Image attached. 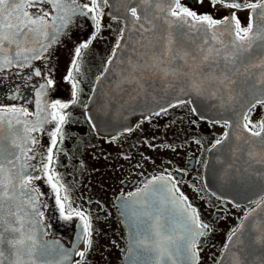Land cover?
Segmentation results:
<instances>
[{
  "label": "snow or ice",
  "instance_id": "1",
  "mask_svg": "<svg viewBox=\"0 0 264 264\" xmlns=\"http://www.w3.org/2000/svg\"><path fill=\"white\" fill-rule=\"evenodd\" d=\"M199 2L203 3V0ZM209 3L213 8L219 4L222 8L230 9L232 14L216 19L210 14H197L183 5L181 0H136L134 5L129 0L126 11L131 17L133 28L138 25L140 32L153 33L157 28L155 21L163 20L165 32L154 40L145 37L151 53H141L139 59L128 61L130 67L127 82L142 86L143 74L148 72L158 75L164 81H167L169 77L182 79L187 92L196 95L207 93L208 96L217 98L222 90L227 91L228 99L231 101L235 98L232 95V86L237 84L235 77L238 74L250 76L251 69H260L259 76L254 79V82L249 84L247 78L244 80V84L248 85L246 89L248 99L241 106L236 127L248 134L247 136L241 134L237 137L238 140H243L248 145L255 143L261 145V152L246 153L249 162L264 165V155H262L264 153V117L259 120L252 119L257 106L264 108V87H258L264 86V53L256 63L244 65L243 73L240 68L235 67L244 53L251 51L258 41L260 47L264 48V0H257L255 3L249 0H209ZM102 4L107 5L108 0H88V3L82 5L78 3V0H0V72L14 64L18 68H23L25 62L41 59V53L48 52L52 44L56 43L62 29L67 28L77 14L90 16L95 21V33L98 34L102 27ZM245 9H250L251 13L247 26H242L236 12ZM161 13L164 15L162 16ZM112 18L118 19L116 16ZM57 22H59L58 25ZM221 27H225L226 31L222 32ZM49 29L53 31L50 32ZM174 29L187 35H195L200 42L193 41L194 48H184L178 45ZM225 36L227 39L224 38ZM41 38L50 42L43 43ZM96 38V35H93L86 42L75 47L72 69L76 72L80 71L79 61L82 50L88 48ZM123 39L124 28H121L107 64L112 63V58L116 56V50L121 47L120 42ZM32 44H39V49L30 47ZM221 60L224 61L223 66H221ZM27 66L31 67L30 64ZM107 70L106 67L105 71ZM34 74L37 77L43 75L39 68H35ZM64 79L71 84L72 99L67 103L55 100L48 105L52 111L47 115L41 116L45 109L40 107V99L35 101V112H29L22 106H0V264H48L44 257L49 254V250L39 245L35 231L25 230V224H32L33 221H26V216L21 214V202H18L17 193L19 197H24L35 191L32 185L35 180H40L42 177L39 174L32 175L29 169L33 172L42 170L47 177V182L57 192L56 200L60 204L61 212L64 211L59 195L62 185L58 186L59 177L52 165L57 144L63 142L62 127L67 122V115L62 110L67 109L70 104H77L81 91L80 82L71 70ZM55 87V80L45 77V83L39 85L40 91L36 95L40 97L45 94L46 89ZM185 88L181 91H185ZM185 103H191V101L178 99L169 107H179ZM167 110V108H161L155 115L166 113ZM192 112H196L195 107L192 108ZM49 116L51 120L48 119ZM28 117H34V119L29 120ZM145 119L150 120L151 116ZM52 121L56 122L55 130L46 133L49 136V145L46 156L40 160L42 169H38L37 165L30 163L37 159L34 146L39 143L33 133L43 132V125ZM223 125L226 128H232L233 122L225 119ZM136 127H139V124ZM132 130V128L125 129L128 132ZM228 136L229 133L225 131L212 147L221 145ZM255 174L264 176V170ZM54 179L57 182H53ZM165 179L171 181V186L167 189L169 192L177 190L174 177L153 178V180ZM129 195L134 196L136 193ZM36 199L28 196L26 202L31 205L37 216H43V212L37 209ZM172 202L181 204L188 226L177 235L165 231L161 218L156 217L149 226L151 236L146 235L136 241L144 254H151L153 257L145 264H177L178 253L183 255L185 264H199L198 238L208 234L211 230L210 225L200 221L198 210L188 203V198L183 193H180L179 198L173 199ZM259 205L260 201H257V206ZM76 215L83 221L85 245L83 250L76 253L82 258L76 261V264H84L83 258L92 247V224L84 212L78 211ZM145 215L151 217L152 214L145 212ZM249 215L251 213H246L245 219ZM243 227L242 223L239 228L231 230L225 244V251L234 243L241 245L244 243L238 236ZM255 228L257 234L253 237V242L264 245V225L256 224ZM63 258L69 259L67 255ZM231 264H245V261L237 254Z\"/></svg>",
  "mask_w": 264,
  "mask_h": 264
},
{
  "label": "flooded vegetation",
  "instance_id": "2",
  "mask_svg": "<svg viewBox=\"0 0 264 264\" xmlns=\"http://www.w3.org/2000/svg\"><path fill=\"white\" fill-rule=\"evenodd\" d=\"M78 3L82 5L88 0H78ZM181 3L197 14H210L216 19L232 14V10L219 4L213 8L209 0L203 3L181 0ZM101 6L102 27L98 34L90 16L77 14L48 52L41 53V59L25 62L23 68L12 66L0 72V106H22L35 112V101L40 99V107L45 109L41 116L52 111L48 105L55 100L67 103L72 99L71 84L64 79L70 70L80 82L78 103L62 110L67 122L62 127L63 142L57 144L52 165L59 177L58 186L62 185L59 195L63 212L56 200L57 192L43 171H30L42 177L34 181L32 188L38 197V211L43 212L39 219L44 237L51 241L53 249V245L60 244L59 253L71 252L67 264H76L82 259L76 253L85 247L83 221L76 212H84L92 224V247L83 258L84 264H128L130 226L124 221L120 203L129 201L130 193H138L154 177L171 176L176 180L177 194L183 193L188 203L198 210L200 221L210 225L208 234L198 238L199 264H218L231 230L240 226L246 213L261 199L238 204L207 187L209 149L227 128L223 121L216 123L217 120L200 118L192 112L191 103L179 107H169V104L162 107L168 110L160 115L155 113L161 108L137 115L129 127L133 129L131 132L103 133L93 127L87 114L88 102L124 27L121 19L114 20L108 14L109 4ZM250 13V9L236 12L242 26H247ZM93 35L97 38L82 50L80 71L76 72L72 69L74 49ZM35 68L43 75L35 76ZM45 77L55 80L56 87L46 89L44 95L37 97ZM263 111L264 108L257 106L252 119L259 120ZM147 116L151 119H145ZM55 123H46L43 132L33 133L39 143L34 146L37 159L31 163L38 169H42L40 160L47 154L49 136L46 133L55 130ZM133 264L144 263L139 260Z\"/></svg>",
  "mask_w": 264,
  "mask_h": 264
},
{
  "label": "water",
  "instance_id": "3",
  "mask_svg": "<svg viewBox=\"0 0 264 264\" xmlns=\"http://www.w3.org/2000/svg\"><path fill=\"white\" fill-rule=\"evenodd\" d=\"M135 2L136 0H131L133 5ZM108 4V14L124 21V39L121 40V47L116 50V56L112 58V63L107 65L108 70H104L94 86L87 107L90 122L103 133L122 131L132 125L135 116L150 113L172 104L178 99L191 101L192 107L196 108V113L202 117L217 121L231 120L233 127L227 128L228 139L224 140L221 145L209 149L205 173L207 187L238 204L261 200L259 207L255 205L251 208L247 212L251 215L247 219L244 217L242 221L244 227L240 229L238 236L244 243L242 245L234 243L226 251L224 249L218 264H231L237 254L245 261V264H264V245L253 242V237L257 234L255 225H264V176L255 174L264 170V165L249 162L246 155L248 151L261 152V145L259 143L248 145L243 140H238L237 137L241 134L244 136L248 134L236 127L241 106L248 99L246 90L248 85L244 84V80L247 78L249 84L254 82V79L259 76L260 69H251L252 75L250 76L238 74L235 77L237 84L232 86V95L235 98L231 101L228 99L227 91L222 90L217 98H212L207 93L196 95L187 92L182 79L169 77L167 81H164L158 75L148 72L143 74L142 86L128 83L130 67L128 61L139 59L141 53L150 54L151 48L147 45L145 37L154 40L163 35L165 25L163 20H157L155 21L157 28L153 33H142L138 30V25L136 28L132 27L131 17L126 11L129 0H108ZM161 15L164 14L161 13ZM58 24L59 22H57ZM49 31L53 30L49 29ZM221 31H226V28L221 27ZM174 35L178 45H182L184 48H194L193 41L200 42L195 35H187L175 29ZM224 38L227 39V36ZM41 41L49 43L43 38ZM30 47L39 49V44H32ZM262 53H264V48L260 47L258 41L253 45L251 51L244 53L235 67L240 68L243 73L244 65L256 63ZM223 63L224 61L221 60V66ZM182 88H185V91H181ZM262 117H264V111ZM28 119L31 120L30 117ZM253 139L258 140V138ZM30 171L31 169H29ZM170 186L171 183L167 180H154L147 184V188L144 187L142 191L130 197L129 201L120 203L124 221L130 226L128 264H133V261L139 262V260L145 264L146 261L153 258L151 254H144L143 249L136 244V241L146 235L151 236L149 226L156 217L161 218L165 231L173 233L176 231L177 235L184 230V227L188 226L181 204L172 202L180 195L176 191L169 192L167 189ZM17 195L18 202H21V214L26 216V221H33L32 224H25V230L35 231L39 245L49 250V254L44 259L48 261V264H67L68 259L65 260L63 257L68 256V253L71 254V252L59 253L57 251L61 248L59 243L53 245L54 249L52 248L51 241L44 237V228L39 216L26 202L28 196L37 198L35 203L39 209L38 197L35 192H30L24 197H19L18 193ZM145 212H150L151 217L146 216ZM177 264H185L183 255L180 253L177 254Z\"/></svg>",
  "mask_w": 264,
  "mask_h": 264
},
{
  "label": "rangeland",
  "instance_id": "4",
  "mask_svg": "<svg viewBox=\"0 0 264 264\" xmlns=\"http://www.w3.org/2000/svg\"><path fill=\"white\" fill-rule=\"evenodd\" d=\"M1 89V88H0ZM3 90H5V88H3ZM4 94V93H3Z\"/></svg>",
  "mask_w": 264,
  "mask_h": 264
}]
</instances>
